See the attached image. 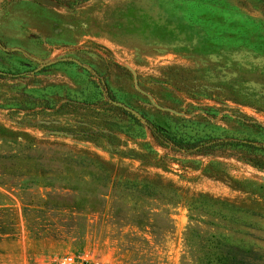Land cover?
<instances>
[{
    "label": "rangeland",
    "instance_id": "374dc122",
    "mask_svg": "<svg viewBox=\"0 0 264 264\" xmlns=\"http://www.w3.org/2000/svg\"><path fill=\"white\" fill-rule=\"evenodd\" d=\"M148 121L198 145L161 144ZM242 140L264 146V0H0V161L18 156L0 175V264H179L188 204L217 239L264 250V168L244 158L264 151ZM79 149L114 165L68 160ZM123 168L179 188L170 232L127 223L134 202L165 205ZM10 182L63 207L59 237H29Z\"/></svg>",
    "mask_w": 264,
    "mask_h": 264
},
{
    "label": "trees",
    "instance_id": "16d2710c",
    "mask_svg": "<svg viewBox=\"0 0 264 264\" xmlns=\"http://www.w3.org/2000/svg\"><path fill=\"white\" fill-rule=\"evenodd\" d=\"M108 97H112L110 90H105ZM113 98V97H112ZM148 128L150 133L153 135L155 140L161 144H165L171 140V136L160 126H157L148 121ZM174 143L179 148L190 149L198 145V143L183 142L182 139L174 140ZM236 144L245 145L254 149H262L264 151V146H255L252 142L248 141H237ZM199 147V146H198ZM201 147V146H200ZM254 151V150H253ZM16 155L3 156L0 161V175H11L12 172L8 169L15 167ZM68 160H79L83 163L88 164H98V165H114V162L102 159L98 154L88 151L86 149H79L73 154H69ZM67 157V158H68ZM248 161H251L258 167L264 168V154H259L257 152H252L244 156ZM107 163V164H106ZM110 166V165H109ZM123 170L128 172L130 178H136L137 187L141 188L145 196L151 197L152 199H160L165 208H153L147 210L139 202H134L135 206L131 207V219L127 223L135 224L138 220H135L134 215L137 213L139 216L145 218L141 220L143 224L140 227L150 228V233L155 232V218L162 217V226L165 232H170L172 229V220L170 218V208L166 206H175L180 203L186 204L183 200L184 195L178 193V187L174 185L170 180L162 178L161 175L156 173L151 174L148 171L142 170V172L133 170L130 171L128 168H123ZM140 180V182L138 181ZM12 185L18 187L16 182H10ZM19 189L16 195L22 204V214L25 220V226L28 231L29 237L32 239H43V238H57L59 237V228L56 221L53 220L51 212L56 210L62 211L59 204L56 206H50L46 201L47 192L27 193L24 188ZM176 193L181 195L178 198ZM44 194V195H43ZM104 194V192H101ZM203 197L209 198L213 201H218V198H214L211 195L199 193ZM140 201L145 202V198L139 197ZM113 201V200H112ZM190 207V218L191 222L188 224L184 231V250L180 257L179 264H264V250L260 248L250 247L244 248L230 242H225L217 239L215 233L210 231L206 225L211 223L207 220H200L195 213V206L188 204ZM99 209V208H97ZM90 210V212H96L98 210ZM258 213V212H256ZM133 219L135 222H133ZM203 225H199V223ZM139 226V224H136ZM33 264V262H30Z\"/></svg>",
    "mask_w": 264,
    "mask_h": 264
},
{
    "label": "built area",
    "instance_id": "2783aa9c",
    "mask_svg": "<svg viewBox=\"0 0 264 264\" xmlns=\"http://www.w3.org/2000/svg\"><path fill=\"white\" fill-rule=\"evenodd\" d=\"M57 264H92L87 258H75L71 256H63L58 259Z\"/></svg>",
    "mask_w": 264,
    "mask_h": 264
},
{
    "label": "water",
    "instance_id": "95a60500",
    "mask_svg": "<svg viewBox=\"0 0 264 264\" xmlns=\"http://www.w3.org/2000/svg\"><path fill=\"white\" fill-rule=\"evenodd\" d=\"M109 100L114 105L124 108L125 110L131 112L136 117L140 118L143 122H146V119L144 118V116H142V114H140V112H138L136 109L128 106L127 104H125V103H123L121 101L114 100V99H111V98Z\"/></svg>",
    "mask_w": 264,
    "mask_h": 264
}]
</instances>
